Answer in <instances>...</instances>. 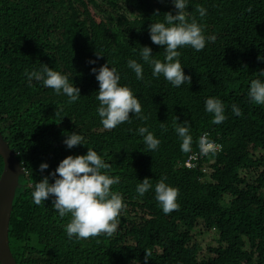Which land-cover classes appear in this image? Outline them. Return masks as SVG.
I'll use <instances>...</instances> for the list:
<instances>
[{
    "label": "trees",
    "instance_id": "trees-1",
    "mask_svg": "<svg viewBox=\"0 0 264 264\" xmlns=\"http://www.w3.org/2000/svg\"><path fill=\"white\" fill-rule=\"evenodd\" d=\"M187 3L189 21L195 18L215 41L199 52L178 49L191 83L173 87L162 75L153 77L139 54L148 46L153 58L164 60L163 47L151 42L149 25L163 22L166 12L175 14L171 0H0V132L23 168L8 228L17 264H145L144 250L152 253L147 264H264V153L256 155L264 149V105L248 97L252 80L264 82V60L257 59L264 57V0ZM197 6L206 9L204 17ZM130 59L142 63L143 80L127 66ZM105 63L138 97L146 122L133 115L113 130L103 128L96 111L99 84L91 69ZM42 64L80 89L76 102L67 103L66 95L41 81H29L25 71ZM209 97L225 106L227 119L220 124L205 110ZM174 116L177 123L188 121L191 152L205 131L221 143V151L208 154L206 175L201 162L208 157L197 168L181 166L188 153L181 151ZM139 127L161 141L157 150L147 149ZM75 131L84 137L83 145L69 149L63 141ZM87 148L111 164L102 171L120 178L112 191L122 195L126 208L112 237L69 239L70 214L61 218L52 197L34 204L31 192L44 176L53 182L49 173L63 158L84 155ZM41 163L49 166L43 173ZM162 177L179 189V210L168 215L155 199ZM144 178L152 188L140 196L136 187ZM203 233L216 236L218 245L202 252Z\"/></svg>",
    "mask_w": 264,
    "mask_h": 264
},
{
    "label": "clouds",
    "instance_id": "clouds-1",
    "mask_svg": "<svg viewBox=\"0 0 264 264\" xmlns=\"http://www.w3.org/2000/svg\"><path fill=\"white\" fill-rule=\"evenodd\" d=\"M171 3L174 6L175 14L166 12L163 22H155L149 25L151 42L163 47L164 60L153 58L152 49L148 46L141 47L139 54L141 59L151 66L153 77L162 75L173 87H180L185 83L190 85L191 76L185 75L183 71L179 59L181 52L178 49L191 47L197 52L202 51L208 41H215V36L206 38L204 26L198 23L195 18L189 21V14L186 11L187 0H171ZM196 11L200 17L207 14L206 9L201 6H197ZM156 15H159L158 11ZM101 56L97 54L98 59ZM257 59L264 60V57L258 56ZM89 63L94 64L95 61H89ZM127 66L135 74L137 80H143V66L140 61L130 59L127 61ZM91 72L95 74V79L99 84L98 92H96V100L99 102V106L96 111L101 118L100 122L104 129L113 130L123 123L130 122V117L133 115L143 122L149 119L147 115L143 114L142 105L138 97L133 94L132 89L120 84V75L115 67H109L108 63H105L98 69L92 68ZM25 74L29 81L33 79L41 81L44 87L51 88L56 94L63 93L66 95L69 104L76 102L80 97V89L69 82L68 76L53 70L46 64H42L40 70L31 72L26 70ZM260 75L264 76V71H260ZM248 97L251 102L264 105V82L260 79L252 80ZM205 110L213 114V124H220L227 119L225 106L220 99L207 98ZM232 112L236 116L242 115L237 105H232ZM178 119L174 116V130L182 140L181 151L188 153L181 160V166L187 169L197 168L200 165L199 160L208 157L209 153L221 151V143L211 139L208 132V136L204 134L200 137L205 131L199 135L198 149L191 152L193 137L190 134L188 121L177 123ZM160 126L162 131H167L163 122ZM79 131L82 130L79 129ZM137 132L143 137L148 150L155 151L159 148L161 141L155 137L153 132L149 131L148 127H139ZM83 141L82 134L75 131L66 135L63 143L71 149L83 145ZM214 141L218 142L220 146ZM199 149L202 154L201 157L196 161L188 159L190 154L199 151ZM209 161L212 159L209 158L208 161L201 162V171L204 175L209 171L204 163L209 164ZM48 167L47 163H41L39 170L43 173ZM110 168L111 164L106 163L92 148H87L84 155H68L59 162L53 172L49 173L53 182L49 181L48 176H44L34 184V190L31 192L32 200L34 204L40 205L52 197V206L61 218L70 214V221L66 225V233L69 239L73 237L89 239L101 235L112 237L118 230L120 214L126 205L122 195L112 191V186L118 184L120 178L110 176L106 171H102ZM166 179L167 177H162L156 183L154 191L156 201L163 213L168 215L179 210L177 203L179 189L165 183ZM150 188H152L150 179L144 178L137 185L136 191L140 196H143ZM151 254L150 250H144L145 264H147Z\"/></svg>",
    "mask_w": 264,
    "mask_h": 264
},
{
    "label": "water",
    "instance_id": "water-1",
    "mask_svg": "<svg viewBox=\"0 0 264 264\" xmlns=\"http://www.w3.org/2000/svg\"><path fill=\"white\" fill-rule=\"evenodd\" d=\"M0 156L2 157L0 173V264H17L9 248L8 228L18 176L23 173V170L14 156L13 150L3 139L1 132Z\"/></svg>",
    "mask_w": 264,
    "mask_h": 264
},
{
    "label": "rangeland",
    "instance_id": "rangeland-1",
    "mask_svg": "<svg viewBox=\"0 0 264 264\" xmlns=\"http://www.w3.org/2000/svg\"><path fill=\"white\" fill-rule=\"evenodd\" d=\"M260 153H264V149L262 150V152L261 151H256V155H258ZM211 162L212 161H209V163H211ZM204 164H205V166L208 165V163H204ZM241 173L246 175V176L248 175V173H246L244 170L241 171ZM198 230H199V228H198ZM202 237H203L202 241H201V244H202V246H201L202 249L201 250H202V252H205V249L208 246H217L218 245V243L215 240L216 236H214L212 234H209V233H203Z\"/></svg>",
    "mask_w": 264,
    "mask_h": 264
},
{
    "label": "built area",
    "instance_id": "built-area-1",
    "mask_svg": "<svg viewBox=\"0 0 264 264\" xmlns=\"http://www.w3.org/2000/svg\"><path fill=\"white\" fill-rule=\"evenodd\" d=\"M204 134H207V136H208V133L205 132V133H202V134L200 135V137L203 136ZM211 141H212V140H211ZM214 142H215V141H214ZM215 144H217V145L220 146V144H219L218 142H215ZM201 156H202V154L200 153V149H199V151H196V152L190 154V155L188 156V159H190L191 161H196V160H197L199 157H201Z\"/></svg>",
    "mask_w": 264,
    "mask_h": 264
}]
</instances>
